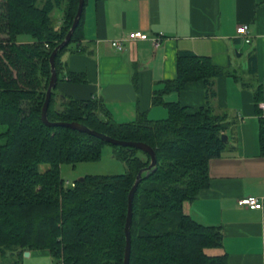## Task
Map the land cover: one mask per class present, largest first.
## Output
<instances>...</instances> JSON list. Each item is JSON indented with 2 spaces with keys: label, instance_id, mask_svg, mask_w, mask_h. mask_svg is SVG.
<instances>
[{
  "label": "trees",
  "instance_id": "1",
  "mask_svg": "<svg viewBox=\"0 0 264 264\" xmlns=\"http://www.w3.org/2000/svg\"><path fill=\"white\" fill-rule=\"evenodd\" d=\"M38 2L0 0V126L7 128L0 134L5 140L0 145V259L10 254L11 264H22L26 252L48 251L61 264H124L129 193L151 158L42 122L50 58L70 30L79 0H46L42 6ZM63 2V25L57 29L51 14ZM83 18L84 10L71 42L56 57L58 82L62 55L83 37ZM25 38L31 43L23 42ZM249 62L252 78L240 81L253 90L264 157V91L253 80V53ZM225 76L237 78L208 57L180 52L176 78L154 92L153 104L169 112L163 120L139 112L134 121L121 123L103 100H75L58 95L57 86L53 89L50 122L80 123L120 141L147 144L156 153V171L143 174L133 198L130 264H229L227 253L217 254L223 247L222 228L201 224L184 212V203L195 201L209 187V162L222 155L228 144L222 137L235 123L215 103L216 80ZM70 79L85 81L75 73ZM199 81L205 84L203 107L191 111L164 102V95ZM105 146L113 148L126 173L88 175L67 186L61 167L100 161Z\"/></svg>",
  "mask_w": 264,
  "mask_h": 264
},
{
  "label": "crops",
  "instance_id": "2",
  "mask_svg": "<svg viewBox=\"0 0 264 264\" xmlns=\"http://www.w3.org/2000/svg\"><path fill=\"white\" fill-rule=\"evenodd\" d=\"M243 25L249 41L237 32ZM134 31L163 33L165 38L158 48L150 42H128L122 53L112 48L111 41ZM82 35L62 55L56 92L75 100L101 99L121 123L134 121L139 112L152 120L168 118L167 108L154 105L153 96L176 78L180 52L208 57L230 71L237 65L236 54L246 52V78L231 71L237 78L216 80L217 108L235 123L226 133V149L209 162V187L195 201L185 202L184 212L201 224L222 228L223 247L217 254L227 253L229 264H264V157L253 90L240 81L252 78L253 53V80L264 91V0H87ZM23 42L31 43L28 38ZM70 73L84 75L85 81L69 80ZM163 100L197 110L206 104L205 84L191 83ZM249 196L263 200V208L239 204ZM38 256L51 257L48 251L29 255Z\"/></svg>",
  "mask_w": 264,
  "mask_h": 264
},
{
  "label": "water",
  "instance_id": "3",
  "mask_svg": "<svg viewBox=\"0 0 264 264\" xmlns=\"http://www.w3.org/2000/svg\"><path fill=\"white\" fill-rule=\"evenodd\" d=\"M84 6H85V0H79L77 13L75 15V18H74V21H73V24H72L70 30L68 31V33H67L65 39L62 41V43H60L55 48V50L52 52V55L50 58L52 75L50 78L49 87H48L47 94H46V99H45V102H44V105L42 108L41 119H42V122L48 127H65V128H68V129H71L74 131L87 133L91 136H94V137H96L102 141H105L109 144H112L114 146L134 148V149H137V150H140L144 153L149 154V156L151 158V164L149 165V167L141 170L138 173L137 178H136V182H135L133 188L131 189V191L129 193L128 215H127V220H126V225H125L126 247H125L124 264H130L131 248H132L131 225H132V217H133V198H134L135 192H136L139 184L141 183L143 174L146 173V176L148 177V176H150L151 172L156 171L157 158H156L155 151L150 146H148L147 144L120 141V140L114 139L112 137H109L107 135H104L102 133H98L96 131H93V130L89 129L88 127H86L80 123H64V122L53 123V122H50L48 119V108H49V104L51 101L52 92H53V89L56 88V86L58 84V74L56 71L55 60H56V57L58 55V52L60 50H62L64 47H66L67 45H69V43L71 42L73 35H74V32L76 31V29L79 26L80 19H81L82 14H83ZM222 140L225 143H227L228 142V136L224 135L222 137ZM80 180H83V178ZM29 255H30L29 252L25 253L26 257H29Z\"/></svg>",
  "mask_w": 264,
  "mask_h": 264
},
{
  "label": "rangeland",
  "instance_id": "4",
  "mask_svg": "<svg viewBox=\"0 0 264 264\" xmlns=\"http://www.w3.org/2000/svg\"><path fill=\"white\" fill-rule=\"evenodd\" d=\"M45 2L46 0H39L38 6H42ZM65 5V2H63L61 6L56 7L51 14L55 27L58 25L59 21L63 17ZM239 54H241V52L236 54V57H238V59L236 60L237 65L235 64L231 68V71H234L237 75L246 78L247 74H245L242 70V65L245 64L247 55L245 51L242 52V56ZM6 130L7 128L5 126H0V134L4 133ZM4 142V139H0V145H3ZM46 166L47 165H43L42 169H45ZM126 170V165L122 161L115 158L113 148L110 146H105L100 161L82 163L77 165L76 167L70 165H63L61 167V177L65 181L66 185L70 186L76 180L82 179L83 177L88 175H122L126 173ZM12 262H14V259L10 254L0 259V264H11ZM21 262L22 264H61L60 262L54 260L51 257H26L25 254Z\"/></svg>",
  "mask_w": 264,
  "mask_h": 264
},
{
  "label": "built area",
  "instance_id": "5",
  "mask_svg": "<svg viewBox=\"0 0 264 264\" xmlns=\"http://www.w3.org/2000/svg\"><path fill=\"white\" fill-rule=\"evenodd\" d=\"M237 32L240 36H242L247 41H249L247 25H243L239 27ZM164 38L165 36L163 33L156 34V35H149L141 31H134L126 37H121L119 39L111 41L110 44L114 50L122 53L125 51V47L128 42L130 43L131 42H150L153 47L158 48L161 46ZM46 47L48 48L49 46L46 45ZM260 107L261 109H264V104L261 103ZM239 204L251 210L263 208V200L258 199L257 197H253V196L244 197L240 199Z\"/></svg>",
  "mask_w": 264,
  "mask_h": 264
}]
</instances>
